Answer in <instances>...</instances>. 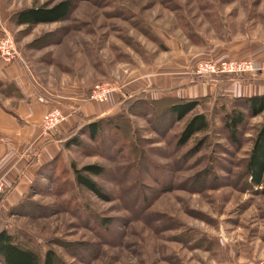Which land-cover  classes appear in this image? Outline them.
I'll return each instance as SVG.
<instances>
[{"label":"rangeland","instance_id":"rangeland-1","mask_svg":"<svg viewBox=\"0 0 264 264\" xmlns=\"http://www.w3.org/2000/svg\"><path fill=\"white\" fill-rule=\"evenodd\" d=\"M18 1L26 9L63 0ZM72 1L65 22L8 27L14 63L34 98L46 93L53 101L88 104L94 85L108 84L114 89L109 102L96 103L104 108L129 102L162 79L264 86V0ZM230 64L232 74H222ZM212 68L218 75L197 73ZM245 70L249 76L239 73ZM223 93L219 86L193 98L210 128L184 146L177 140L188 119L171 122L166 114L180 101L172 94L149 96L122 112L96 143L82 135L79 147L59 151L60 160L40 176L36 171L20 207L0 213V228L42 256L54 250L63 264H264V196L244 185L264 114L249 120L243 146L235 147L223 119L240 102ZM18 107L16 97L0 92V109L20 124ZM115 112L104 117L120 109ZM76 115L70 114L74 122ZM71 163L104 167L94 179L106 198L78 187Z\"/></svg>","mask_w":264,"mask_h":264},{"label":"trees","instance_id":"trees-1","mask_svg":"<svg viewBox=\"0 0 264 264\" xmlns=\"http://www.w3.org/2000/svg\"><path fill=\"white\" fill-rule=\"evenodd\" d=\"M74 9L72 0H63L56 4L45 3L41 6L26 8L11 17V23L16 27H26L28 30L42 24H54L67 21ZM3 84L0 83V92ZM123 103L120 113L111 117L98 118L97 116H85L82 113L77 117V123L67 131V135L57 136L61 149H71L79 147L83 141L81 136H86L92 142H98L104 133L105 126L116 127L121 113L132 109L137 103H146L145 93L129 99ZM240 104L234 107L223 119L224 128L228 133V139L237 148L243 146V131L250 119L264 114V94L237 99ZM195 99H180V101L170 104L166 114L171 122H182L187 120L183 130L178 136V146H184L195 138L198 134L209 130L210 124L204 114L196 113L200 103ZM80 129V130H79ZM61 158L58 153L55 158L40 167L37 176H40L43 169L54 165ZM71 170L78 187H82L93 192L100 198H106L103 189L94 178L101 177L106 169L99 165H86L78 169L75 163H71ZM20 176L5 187L0 194V213L10 215L21 203L12 207L8 211L3 208V202L19 182ZM33 181L30 188H34ZM244 185L247 191L256 195L264 196V120L257 127L253 138L251 151L247 157L244 170ZM16 211V210H15ZM0 264H63L60 257L54 250H47L42 256L35 249L27 246L16 238L14 234L6 229L0 228Z\"/></svg>","mask_w":264,"mask_h":264},{"label":"crops","instance_id":"crops-1","mask_svg":"<svg viewBox=\"0 0 264 264\" xmlns=\"http://www.w3.org/2000/svg\"><path fill=\"white\" fill-rule=\"evenodd\" d=\"M19 4L18 0H0V27H10L11 17L23 10L19 7ZM20 71L19 64H8L0 58L2 93L9 100L16 97V100L19 101L17 111L20 113V117H18L20 124H18L17 118H11V114L0 109V179L5 181V185L10 186L20 176L18 184L3 202L5 211L21 203L23 196L28 193V184L33 182L36 171L55 158L60 151L61 146L56 139L58 134L47 140L39 137V125L44 114L52 107H61L64 110L66 109L65 111L68 113L75 112V115L77 113L76 117L82 113L85 116L102 118L115 111V113H118L124 103L117 104V101H112V105L98 108L94 103L87 104L84 101L70 99L66 101V99L60 97L50 104H40L37 98H34L35 89L29 85L28 78H22ZM215 83V85L213 83H207L206 85L205 83L191 81L177 85L170 82L169 79H162L155 83V89L143 91V93H145L146 98L151 96L153 100L169 97L167 94H172L175 96L174 98L179 99H193L205 96L214 92V90L217 91L220 86L225 97L239 99L264 94V86L262 88L260 85H254V88L251 86L246 87L245 84L231 83L230 80L227 81L226 79L216 80ZM10 87H13L16 92H10ZM76 123L77 118L75 122L74 118L71 119L65 126L66 131L64 132L67 133Z\"/></svg>","mask_w":264,"mask_h":264},{"label":"built area","instance_id":"built-area-1","mask_svg":"<svg viewBox=\"0 0 264 264\" xmlns=\"http://www.w3.org/2000/svg\"><path fill=\"white\" fill-rule=\"evenodd\" d=\"M18 56L16 46H15V41L13 37L11 36V33L7 27H0V58L5 61L8 64H12L16 61ZM231 66L227 69L224 68L222 74H232L234 68L233 65L230 64ZM207 68H209L207 66ZM247 70L249 67L246 68ZM213 70L212 72H206V71H200L197 72L200 75H208L211 76L213 74H216L218 72L215 71L214 68L210 69ZM261 72H264V66L262 65ZM212 73V74H211ZM241 75L244 76H249V73L245 70L242 72ZM218 75V74H216ZM114 92V89L108 85V84H97L94 85V87L90 90L91 98L90 101L93 103H100V104H105L108 103L110 100V95L111 93ZM121 97H124L121 94ZM38 102L40 104H50L53 99L52 96L49 94H43L41 96H38L37 98ZM70 114L74 113H68L61 107H52L44 116H43V126H44V133H45V138L49 139L52 138L54 135L62 133L64 131V127L70 122L71 116ZM6 185L5 183L0 179V194L3 192L5 189Z\"/></svg>","mask_w":264,"mask_h":264}]
</instances>
